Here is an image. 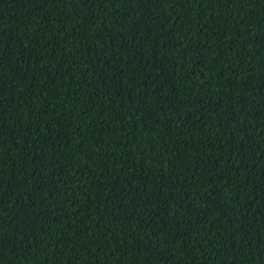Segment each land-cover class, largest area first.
Masks as SVG:
<instances>
[{"label": "trees", "instance_id": "trees-1", "mask_svg": "<svg viewBox=\"0 0 264 264\" xmlns=\"http://www.w3.org/2000/svg\"><path fill=\"white\" fill-rule=\"evenodd\" d=\"M0 264H264V0H0Z\"/></svg>", "mask_w": 264, "mask_h": 264}]
</instances>
